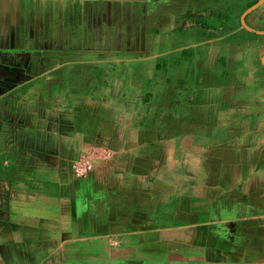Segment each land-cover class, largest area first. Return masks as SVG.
I'll return each mask as SVG.
<instances>
[{
	"label": "crops",
	"instance_id": "1",
	"mask_svg": "<svg viewBox=\"0 0 264 264\" xmlns=\"http://www.w3.org/2000/svg\"><path fill=\"white\" fill-rule=\"evenodd\" d=\"M259 1L0 0V264H264Z\"/></svg>",
	"mask_w": 264,
	"mask_h": 264
},
{
	"label": "water",
	"instance_id": "2",
	"mask_svg": "<svg viewBox=\"0 0 264 264\" xmlns=\"http://www.w3.org/2000/svg\"><path fill=\"white\" fill-rule=\"evenodd\" d=\"M262 2H263V0H260L258 4H260V3H262ZM256 6H257V5H256ZM256 6H254V7H256ZM254 7H251V8H249L248 10H246V11L244 12V14H243V17H242V21H243L244 25H245L246 27H248V28H249V26L247 25V23H246V21H245V16H246V14H247L249 11H251ZM261 32H264V31H261Z\"/></svg>",
	"mask_w": 264,
	"mask_h": 264
},
{
	"label": "rangeland",
	"instance_id": "3",
	"mask_svg": "<svg viewBox=\"0 0 264 264\" xmlns=\"http://www.w3.org/2000/svg\"><path fill=\"white\" fill-rule=\"evenodd\" d=\"M71 79H75L74 77H73V75L71 76ZM76 81V80H75ZM56 89V88H55Z\"/></svg>",
	"mask_w": 264,
	"mask_h": 264
}]
</instances>
